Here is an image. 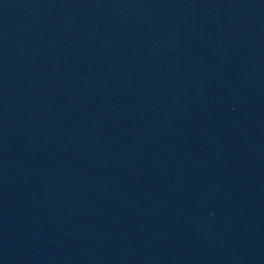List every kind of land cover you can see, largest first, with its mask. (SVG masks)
Segmentation results:
<instances>
[{"label":"water","instance_id":"water-1","mask_svg":"<svg viewBox=\"0 0 264 264\" xmlns=\"http://www.w3.org/2000/svg\"><path fill=\"white\" fill-rule=\"evenodd\" d=\"M0 264H264V0H0Z\"/></svg>","mask_w":264,"mask_h":264}]
</instances>
